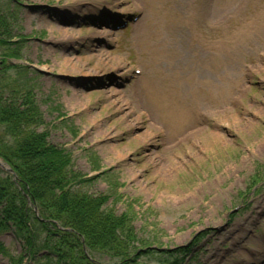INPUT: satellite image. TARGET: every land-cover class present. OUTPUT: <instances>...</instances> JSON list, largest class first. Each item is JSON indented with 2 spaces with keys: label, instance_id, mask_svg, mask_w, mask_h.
Here are the masks:
<instances>
[{
  "label": "rangeland",
  "instance_id": "rangeland-1",
  "mask_svg": "<svg viewBox=\"0 0 264 264\" xmlns=\"http://www.w3.org/2000/svg\"><path fill=\"white\" fill-rule=\"evenodd\" d=\"M0 18L25 39L6 86L31 91L39 131L92 178L75 189L161 252L142 264H264V0H0ZM176 72L199 112L171 131ZM0 244V264L23 253L11 232Z\"/></svg>",
  "mask_w": 264,
  "mask_h": 264
},
{
  "label": "trees",
  "instance_id": "trees-1",
  "mask_svg": "<svg viewBox=\"0 0 264 264\" xmlns=\"http://www.w3.org/2000/svg\"><path fill=\"white\" fill-rule=\"evenodd\" d=\"M13 30L0 18V159L16 176L13 181L0 171V234L11 232L23 249L9 257L10 264H100L93 256L142 264V259L161 256L151 249L154 245L141 243L128 214L106 209L107 196L75 189L91 179L73 172L69 153L39 131L42 116L31 91L6 86L9 69L21 68L9 66L8 60L20 59V40H25ZM42 232L47 237L41 242ZM189 251L183 248L176 255Z\"/></svg>",
  "mask_w": 264,
  "mask_h": 264
},
{
  "label": "bare ground",
  "instance_id": "bare-ground-1",
  "mask_svg": "<svg viewBox=\"0 0 264 264\" xmlns=\"http://www.w3.org/2000/svg\"><path fill=\"white\" fill-rule=\"evenodd\" d=\"M106 6H109L108 4H103ZM69 6V5H68ZM105 10L107 9L106 7L103 6H99V9H97L96 13H99V10ZM77 11V10H75ZM158 14L157 11L155 12V14L153 15V19H154V23H153V28L155 29V33H156V40H159V31L158 29L160 28V26L158 25V23L155 21L156 19H158ZM160 16V15H159ZM192 18H193V25L195 23H197V31H199V29L201 28V24L203 23V21H201L202 19L200 18V13L198 11V7H195V10L192 14ZM178 21H180V17L177 18ZM211 23V22H210ZM68 34V32L66 30H64V34ZM94 36H98V37H103V33H99V34H95ZM152 49H155L154 47ZM165 49V46L162 47V45L160 44L156 50L159 53V57L161 55V50ZM174 55H176V52H172ZM190 74L192 73L191 69H189ZM193 75V74H192ZM194 76V75H193ZM173 81H175L176 85H180V87L176 90V92L170 96V98L168 99V106L167 108L164 107V111H161V115L162 118L166 121V123H168L170 125V129L172 131L173 128L175 127H183L185 124H187L188 122H193L195 117L197 116V113L199 112V106L195 100V98L193 99V102L191 104H186L185 100L187 99L186 96V91L181 87V83H182V79H181V73L180 72H176L173 74ZM191 77V76H190ZM190 77L188 78V82L190 80ZM190 88L187 91L188 95H197L199 93L198 88L195 84V79L193 81H191L190 83ZM209 85V83H207ZM147 92L151 93L152 89L150 87H148ZM198 100V99H197ZM153 107H154V103L150 102ZM159 102L156 103V105H158ZM176 105V109H172L170 106ZM183 125V126H182ZM176 133H173V136H175Z\"/></svg>",
  "mask_w": 264,
  "mask_h": 264
},
{
  "label": "water",
  "instance_id": "water-1",
  "mask_svg": "<svg viewBox=\"0 0 264 264\" xmlns=\"http://www.w3.org/2000/svg\"><path fill=\"white\" fill-rule=\"evenodd\" d=\"M0 166H1L3 169H5L6 171H8V172L12 173V172L10 171V169L6 168V167H5V166H3L2 164H0Z\"/></svg>",
  "mask_w": 264,
  "mask_h": 264
}]
</instances>
